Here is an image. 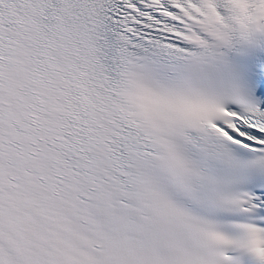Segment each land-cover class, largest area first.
Listing matches in <instances>:
<instances>
[{"label": "snow or ice", "instance_id": "snow-or-ice-1", "mask_svg": "<svg viewBox=\"0 0 264 264\" xmlns=\"http://www.w3.org/2000/svg\"><path fill=\"white\" fill-rule=\"evenodd\" d=\"M0 264H264V0H0Z\"/></svg>", "mask_w": 264, "mask_h": 264}]
</instances>
